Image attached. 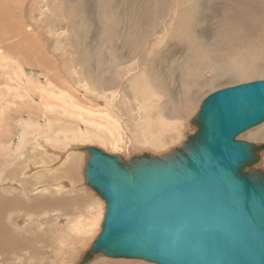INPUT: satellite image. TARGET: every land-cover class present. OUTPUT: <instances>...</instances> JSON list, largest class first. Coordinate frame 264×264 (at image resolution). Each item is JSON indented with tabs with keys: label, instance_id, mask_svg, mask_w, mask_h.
Here are the masks:
<instances>
[{
	"label": "rangeland",
	"instance_id": "1",
	"mask_svg": "<svg viewBox=\"0 0 264 264\" xmlns=\"http://www.w3.org/2000/svg\"><path fill=\"white\" fill-rule=\"evenodd\" d=\"M172 1L0 0V227L35 235L0 264H76L96 238L104 201L75 146L140 154L111 144L151 111L165 126L148 136L163 146L145 147L161 154L196 132L209 93L264 79V0H176L188 18ZM236 138L264 143V121ZM102 259L137 258L89 264Z\"/></svg>",
	"mask_w": 264,
	"mask_h": 264
},
{
	"label": "water",
	"instance_id": "2",
	"mask_svg": "<svg viewBox=\"0 0 264 264\" xmlns=\"http://www.w3.org/2000/svg\"><path fill=\"white\" fill-rule=\"evenodd\" d=\"M196 132L161 154L87 151L85 183L104 201L96 253L156 264H264V169L236 137L264 121V79L207 95Z\"/></svg>",
	"mask_w": 264,
	"mask_h": 264
},
{
	"label": "bare ground",
	"instance_id": "3",
	"mask_svg": "<svg viewBox=\"0 0 264 264\" xmlns=\"http://www.w3.org/2000/svg\"><path fill=\"white\" fill-rule=\"evenodd\" d=\"M172 1V0H171ZM167 2V1H166ZM168 4H169V2H167ZM171 5H172V7H173V11H175V12H177L178 10L179 11H181L182 12V14H187L186 16H185V18H188V16L191 14L190 12H188V10L186 9V7L187 8H191V5L189 6V4L188 3H186V4H182V3H179L178 1H172V3H171ZM169 7V6H168ZM129 60V59H128ZM127 68V67H126ZM142 76V75H141ZM132 82V81H131ZM142 85H144V84H142ZM137 87H139V86H137ZM144 88H146V87H144ZM148 94H150V93H148ZM210 94V93H209ZM109 95V94H108ZM111 98V97H110ZM158 100H160V99H158ZM139 103V102H138ZM142 103H144V102H142ZM141 103V104H142ZM201 103V102H200ZM140 104V103H139ZM140 104V106H142ZM145 104V103H144ZM74 105V104H73ZM146 105V104H145ZM144 105V106H145ZM139 107V106H138ZM137 107V108H138ZM174 107V106H173ZM143 110H146L144 107L142 108ZM138 110H139V108H138ZM142 110V111H143ZM148 110V109H147ZM135 111V110H134ZM140 111H141V109H140ZM20 112V111H19ZM136 112V113H135ZM134 112V119H135V122H136V124H137V126L135 127H133V129L134 130H131L128 126L126 127V125H125V123H124V125L122 126V125H120L121 126V128L123 129V134H122V137H121V139L119 140V138H116V139H114L113 141H112V144L111 145H113V147H115L116 149H127V150H131V149H137V150H139V149H141L142 147H144L145 148V150H141V152H144V151H146V152H150V153H152V154H155V152L153 153V152H151L150 151V149H147L145 146H163L162 144H160L158 141H157V139H156V137L154 136L153 138L151 137V139H150V137L148 136V135H150V134H152V133H156V129L154 128V126H155V124H163L164 126H165V124L163 123V121L161 120V119H159V114H157L156 116H157V118H155V117H153L152 118V116H150V114H149V112H151V111H147L148 112V115H146V116H143V117H140V115L138 114V112H137V110ZM143 113H145V111H143ZM162 113V112H161ZM173 113V112H172ZM84 114V113H83ZM120 114H121V112H120ZM119 114V115H120ZM141 114V113H140ZM147 114V113H146ZM170 114V113H169ZM132 115H133V113H132ZM144 115V114H143ZM162 115V114H161ZM122 118V117H121ZM125 118V117H124ZM161 118V117H160ZM165 119H166V117H164ZM167 121V120H166ZM101 122V121H100ZM106 122V121H105ZM169 122V121H168ZM167 125L166 126H169V127H172L173 126V124H171V126L170 125H168V123H166ZM259 124V123H258ZM257 125V124H256ZM107 126V125H106ZM114 126V125H113ZM119 126V127H120ZM255 126V125H254ZM28 127V126H27ZM108 127V126H107ZM118 127V128H119ZM253 127V126H252ZM178 128V127H177ZM251 128V127H250ZM249 129V128H248ZM106 130V129H105ZM258 130H261V129H259V128H257L256 130H253V131H250V133H254L255 131H258ZM149 133V134H148ZM159 134V133H158ZM113 135V134H112ZM161 135V134H160ZM89 138V137H88ZM96 138V137H95ZM255 143V142H254ZM156 144H158V145H156ZM259 144H262V143H259ZM87 146H90V145H87ZM94 146V145H93ZM174 146V145H173ZM129 147H130V149H129ZM75 149H76V147H74ZM144 148H142V149H144ZM104 149V148H103ZM114 149V148H113ZM149 150V151H147V150ZM77 150V149H76ZM170 150V148L167 150V151H169ZM263 150V149H262ZM261 150V151H262ZM260 151V152H261ZM86 153H87V151H85ZM119 152V151H118ZM164 152H166V150L164 151ZM164 152H162V153H164ZM260 152H259V155H260ZM161 153V152H160ZM121 155V154H120ZM133 155H135V154H132V155H130V156H127V157H125L124 155H121L122 157H124V159H128V158H130V157H132ZM64 156V155H63ZM262 157H263V161H264V152L262 153ZM76 161H77V159H76ZM75 163V162H74ZM78 163V162H77ZM71 164V163H70ZM74 165V164H73ZM75 166H77V165H75ZM258 166V165H257ZM69 167H72V166H69ZM70 169V170H69ZM73 169V168H72ZM71 168H68V172H71V170H72ZM76 177V176H75ZM38 179V178H37ZM58 192V191H57ZM56 196V195H55ZM58 198H60V197H58ZM103 200V199H102ZM61 201H63V200H61ZM59 202V201H58ZM64 202V201H63ZM65 203V202H64ZM60 204V203H59ZM58 205V204H57ZM104 207H105V204H104ZM5 208V207H4ZM103 212H104V210H103ZM103 212L101 211V213H100V216H99V221H100V223H101V221H102V218H103ZM19 216V215H18ZM101 216H102V218H101ZM11 217H9V219H10ZM28 221V220H27ZM8 222V223H7ZM6 223H7V225L8 224H10L9 223V221H7ZM25 223V222H24ZM31 223V222H30ZM32 224V223H31ZM30 224V225H31ZM38 224V226H39V223H37ZM36 224V225H37ZM11 225V224H10ZM32 227V226H31ZM7 228H8V226H7ZM11 228V227H10ZM24 228H26V227H24ZM29 230H30V228H28ZM60 229V228H59ZM100 229V228H99ZM32 230V229H31ZM31 230L29 231V233L31 232ZM25 232L27 231L26 229L24 230ZM34 230H32V233L34 234L35 232H33ZM37 232V231H36ZM79 232V231H78ZM15 233V232H14ZM28 233V232H27ZM26 233V234H27ZM32 234V235H33ZM36 234V233H35ZM19 235V234H18ZM21 235V234H20ZM37 235H39V234H37ZM26 236V235H25ZM18 236L17 235H15V234H13V233H9V231L8 230H4L3 228H1L0 227V252L1 253H3V255H4V253H6V252H8L9 250H11L10 248L12 247H10L9 248V243L10 242H13V244L14 245H16V244H20V243H24V245L25 246H27L26 244H29V240L30 239H32L33 237H31V236H27V239L26 238H22L20 241H19V239L17 238ZM21 237H24L23 235L21 236ZM31 237V238H30ZM33 239H35V235H34V238ZM37 240V239H36ZM18 242V243H17ZM32 243H33V241H31ZM36 242V241H35ZM79 244V243H78ZM12 245V244H11ZM13 245V246H14ZM24 245H22L23 247H25ZM29 245H31V243L29 244ZM29 245H28V247H29ZM32 246V245H31ZM30 246V247H31ZM15 248H16V246H14ZM14 247H12V249L14 248ZM18 247V246H17ZM20 247V246H19ZM18 247V248H19ZM28 247H26V248H28ZM36 247V246H35ZM8 248H9V250H8ZM14 248V249H15ZM32 248V247H31ZM17 249V248H16ZM74 249V248H73ZM21 250V249H20ZM26 250V249H25ZM86 250H88V249H86ZM86 250H84L83 251V253H82V255H80V258H82V256L84 255V253H85V251ZM15 251H18V250H15ZM22 251V250H21ZM27 251H28V249H27ZM30 251V250H29ZM70 251V250H69ZM9 252H11L12 253V255H13V252L12 251H9ZM19 252V251H18ZM25 251H23V253H24ZM16 253V252H15ZM8 254H10V253H8ZM18 254V253H17ZM19 254H21V253H19ZM26 254V253H25ZM30 254V253H29ZM67 254V253H66ZM70 254V253H69ZM96 254H99V253H96ZM96 254H94L93 256H92V258L90 259V260H88L86 263H84V264H89L92 260H93V258H94V256L96 255ZM101 254V253H100ZM6 256H7V254H5ZM4 255V256H5ZM11 254H10V256H12ZM22 255V254H21ZM20 255V259H21V257H23V256H21ZM24 255V254H23ZM28 255V254H27ZM0 256H2V255H0ZM5 256V257H6ZM30 256L31 255H29V257H28V259L30 258ZM66 256V255H65ZM64 256V257H65ZM14 257H15V255H14ZM33 257V256H32ZM62 257V261L65 259L66 260V257L64 258L63 256H61ZM4 258V257H3ZM13 258V257H12ZM24 258H25V256H24ZM23 258V259H24ZM42 258V257H41ZM44 258V257H43ZM41 259L42 261L43 260H46V258L45 259ZM80 258H79V260H80ZM23 259H21V261H23ZM26 259V258H25ZM25 259H24V261H25ZM67 259L70 261V258H68L67 257ZM6 260V259H5ZM5 260H4V262L3 261H1V262H3L2 264H4V263H6L5 262ZM32 260H34V259H32ZM52 260V259H51ZM67 260V261H68ZM73 260H74V257H73ZM79 260H77V261H79ZM35 261V260H34ZM15 262V261H14ZM71 262H73V261H71ZM96 262V264H99V263H106V264H150V263H147L146 261V263L145 262H143L142 260H135V259H118V260H114V259H102V260H97V261H95ZM8 264L10 263V261L9 262H7ZM18 263V262H17ZM22 262H19V264H21ZM24 263V262H23ZM27 263V262H26ZM26 263H24V264H26ZM94 263V262H93ZM92 263V264H93ZM28 264V263H27Z\"/></svg>",
	"mask_w": 264,
	"mask_h": 264
}]
</instances>
